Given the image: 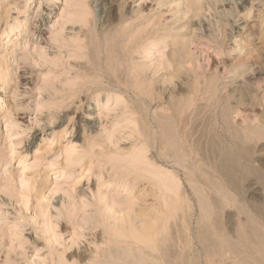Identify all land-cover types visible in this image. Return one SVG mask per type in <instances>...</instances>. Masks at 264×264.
Instances as JSON below:
<instances>
[{"label":"rangeland","instance_id":"1","mask_svg":"<svg viewBox=\"0 0 264 264\" xmlns=\"http://www.w3.org/2000/svg\"><path fill=\"white\" fill-rule=\"evenodd\" d=\"M191 1L196 3L195 6H192L190 0H115L110 13L106 0H0V91H4L0 103V264H48L54 254L53 246L60 251L64 250L65 246L70 245L71 234L75 233L74 226L68 221L69 211H74L82 202L98 200V191L104 181L112 183L108 188H104L110 192V197L117 195L115 197L127 201L129 194L123 188H117L116 184L122 181L125 169H128L127 173L132 169L131 166L130 169L128 167L131 162L128 158L134 159V153L139 149L144 151L142 154H146L144 155L147 162H152L157 170L161 169L160 174L168 172L167 174L175 176L173 182L176 190L172 189L175 193L171 191L175 195L170 193L169 196L173 195L171 198L176 200L178 209L170 221L172 223L168 224L166 233L171 231L168 229L174 225L171 233L176 232L174 237H177L174 238L173 244L183 248L189 241L190 256L196 257L197 252L198 264L210 263L204 260L197 238L202 212L199 202L201 196L207 200H225L223 223L230 233H234L235 228L246 219L241 209L257 216L254 204L251 203L257 199L264 200V0H249L244 6L239 5L242 4L241 0ZM253 2L261 7L260 14H256L253 9L256 6ZM54 6H57L55 12ZM25 13L29 19L24 21ZM253 19L256 20L252 21ZM15 21H22V27L13 31L10 38H7ZM129 26L128 39L132 38L129 40H136L135 42L122 37ZM27 29L32 31L26 34L28 41L25 43L22 36ZM41 29L46 31L43 38L39 35ZM142 32L145 35L141 34ZM110 34L116 35L113 36V42L108 39ZM118 35L122 38L120 46L126 51H123L124 57L114 51L117 48L115 42ZM93 37L98 42L94 41ZM105 39L108 43H105ZM17 40H22L23 51L20 49L18 55L14 56L9 49L13 43L18 42ZM43 41L45 43H42ZM95 42H100L102 49H99ZM127 42L130 44V47H126L128 50L123 48L128 45ZM77 44H81L82 48ZM110 45L111 47H108ZM107 47L110 51H107ZM83 48L84 51H81ZM97 50L101 64L104 63L103 68L111 59L110 64L106 66L109 72L107 71V77L102 76L99 79L95 76V79L94 76H88V80V77L83 76L86 73H83L93 65L89 60L93 57L96 59ZM88 51L91 54H88ZM105 51L111 55L115 52L117 59L107 55ZM23 52L27 55L24 56ZM103 55L105 58L108 56L106 62ZM109 57L111 58L108 59ZM121 57L125 58V62ZM19 58L24 60L20 61ZM94 58L91 60L94 61ZM98 60L97 56L96 61ZM112 62L115 64L111 68ZM119 66H122V71L117 73L121 68ZM124 68L130 70L125 73L127 76L124 74ZM135 69L142 70L137 72ZM108 73L111 75L108 76ZM129 73L135 74V78ZM138 73H141L139 77ZM116 76L119 78L117 81ZM123 78L127 79L121 82ZM86 79L92 81L87 85L90 87L86 86L81 95L74 94L78 85L81 89L85 86L83 84ZM94 80L99 84L96 85ZM108 80H112L111 83ZM104 81L107 87L102 85ZM118 81L121 84L117 83ZM79 86L77 93L81 90ZM73 87L75 91L72 90ZM227 109L231 113L228 114ZM198 111H202V115H199ZM168 115L172 116V123L176 120V125L182 126L179 130L173 128L177 134H183V149H188V155L181 150L186 159L182 166L173 163L175 159L171 160L168 156L169 151L165 144L160 145V142L159 145H154L157 146L155 148L146 144L145 135H142L146 132L144 130H148L146 134L151 131L160 133L159 129L163 132L164 124L161 126L156 121L158 119L159 122L162 120L160 117H163L164 122ZM221 117H224V120ZM175 123L173 126L177 127ZM156 124L159 126L158 130ZM232 125L235 129L231 128ZM245 125H248V128ZM78 130L81 132L79 138ZM141 136L143 140L140 139ZM215 139L220 141L221 148L222 145H228L233 150L236 162L238 158H242L241 161L238 160V164L241 162L244 168L246 163L250 165L249 169L246 165V168L238 173L242 174L238 176L240 181L237 185L227 184L226 180L221 176L218 178L213 170V163H216L214 159H217L219 154L216 152L220 149ZM95 141L100 144L95 145ZM247 150L250 152L248 155ZM131 152H134L133 156ZM115 156L128 160L129 163L125 161V165L123 162L120 164L124 166V170L121 171L120 166L116 165L115 160L120 157L114 160ZM245 159L247 162H242ZM142 168L144 171L149 170L147 166V169L145 166ZM206 170L210 175L212 173L211 177L221 179L218 182L222 188H211L208 185L210 178L207 177L209 174ZM126 171L124 174H127ZM140 172L133 174L142 178L148 176L147 173H141L144 175L142 176ZM161 178L159 177V180L163 181ZM163 179L165 183V178ZM143 180V190L145 188L144 192H149L152 186L149 188L147 179V183ZM159 180L160 187L163 183H159ZM162 188H156L159 190L157 191L161 204L159 200L158 203L166 212L168 198L161 196ZM165 191L164 188V195ZM148 202L145 203L150 205L151 202ZM39 205L43 207L41 213L36 210ZM161 208L160 214L163 215ZM88 211L95 212L92 207L88 208ZM63 226L68 228L64 230ZM103 232L102 227L95 230L93 227H86L85 235L77 240L74 250L85 252L88 260L86 259L84 264L94 255H91L92 249L95 250L98 244L102 245ZM55 234L58 236V243ZM143 238L147 240V236ZM177 238L180 240H176ZM181 239L186 241L179 242Z\"/></svg>","mask_w":264,"mask_h":264},{"label":"bare ground","instance_id":"2","mask_svg":"<svg viewBox=\"0 0 264 264\" xmlns=\"http://www.w3.org/2000/svg\"><path fill=\"white\" fill-rule=\"evenodd\" d=\"M106 1H108V3H109V10H110V13L112 12V10H113V2L115 1V0H106ZM120 1V0H119ZM124 1V0H123ZM129 1V0H128ZM197 1V0H196ZM242 1V4H239V5H243V4H245V3H247L249 0H241ZM253 1V0H252ZM18 2V1H17ZM16 2V3H17ZM42 2V1H41ZM190 2H192V6H195V2L193 3V1H191L190 0ZM255 2V1H254ZM253 2V3H254ZM257 2V1H256ZM263 2V1H262ZM15 3V4H16ZM19 3H21V2H19ZM200 3V2H199ZM198 3V4H199ZM251 3V2H250ZM42 4V3H41ZM127 4V3H126ZM129 4V3H128ZM191 4V3H190ZM197 4V5H198ZM255 4V3H254ZM264 4V3H263ZM116 5V4H115ZM120 5H122V4H120ZM256 5V4H255ZM16 6H17V4H16ZM190 6V5H189ZM244 6V5H243ZM263 6V5H262ZM191 7V6H190ZM198 7V6H197ZM54 8H55V10H54V12L57 10V6H54ZM192 8V7H191ZM195 8V7H194ZM261 8V7H260ZM259 8V5L257 4L255 7H253V9L255 10V12H256V14H257V12H259V14H260V11H261V9ZM122 9V8H121ZM193 9V8H192ZM243 9V8H242ZM263 9V8H262ZM108 10V9H107ZM143 10V9H142ZM189 10V9H188ZM194 10V9H193ZM260 10V11H259ZM119 11V10H118ZM123 11V10H122ZM190 11H192V10H190ZM195 11V10H194ZM197 11V10H196ZM120 12V11H119ZM127 12V11H126ZM20 13H22V12H20ZM24 13V12H23ZM51 14V13H50ZM114 14V13H113ZM128 14H130V13H128ZM143 14V13H142ZM20 15V14H19ZM28 14L27 13H25L23 16V19H24V21L26 20V19H29L28 18V16H27ZM115 15V14H114ZM113 15V16H114ZM112 16V17H113ZM126 16V15H125ZM257 16V15H256ZM111 17V16H110ZM128 17V16H127ZM143 17V16H142ZM255 17V16H254ZM261 17H263L262 15H261ZM122 18V17H121ZM139 18H140V16H139ZM256 19H257V17H255ZM109 19V18H108ZM112 19H114V18H112ZM125 19H127L126 17H125ZM164 19V18H163ZM255 19V20H256ZM254 19L252 20V21H255ZM260 20V19H259ZM264 20V19H263ZM29 21V20H28ZM122 21H124V19L122 20ZM134 21V20H133ZM16 23H15V25H13L12 26V28H11V32L10 33H8L7 34V38H10V34L13 32V31H15V30H19V29H21V27H22V21H15ZM136 22V21H135ZM163 22H164V20H163ZM240 22V21H239ZM238 23V22H237ZM26 24H27V22H26ZM46 25H47V23H46ZM132 25V24H131ZM44 26H45V24H44ZM108 26H109V24H108ZM112 27V26H111ZM29 28V27H28ZM107 28V27H106ZM126 28V27H125ZM129 28H130V26L128 27V30H125L124 32V34L125 35H122V37L123 38H127L128 39V31H129ZM162 28V27H161ZM134 29H135V27H134ZM147 29V28H146ZM146 29H144V30H146ZM159 29V28H158ZM28 30V31H27ZM27 30H25L24 31V35L22 36V40L26 43L27 41H28V38L26 37V34L27 33H30L31 31H32V29L30 30V32H29V29H27ZM109 30V29H108ZM241 30V29H240ZM143 31V30H142ZM149 31V30H148ZM159 31H161V30H159ZM45 29L44 30H40V36H41V38H43V36L45 35ZM91 32V31H90ZM121 32V31H120ZM119 32V33H120ZM87 33V32H86ZM115 33V32H114ZM114 33H112V34H114ZM155 33H157V32H155ZM154 33V34H155ZM112 34H110L111 36H110V38L108 37V39H109V41L110 42H113V40L115 39L113 36H115L116 37V35H112ZM118 34V33H117ZM132 34V33H131ZM134 34V33H133ZM141 34H144L143 32L141 33ZM160 34V33H159ZM121 35V34H120ZM145 35V34H144ZM157 35V34H156ZM119 36V35H118ZM132 37L134 36V35H131ZM149 36V35H148ZM147 36V38H149ZM86 37V36H85ZM120 37V36H119ZM118 37V38H119ZM88 38V37H87ZM117 38V42H115V44L117 45V46H115V47H117V48H115L114 49V51L118 54V55H121V56H123V54H124V52H126V51H124V49L122 50V47L120 46V45H122L121 44V40H122V38L120 37L119 39ZM18 39V38H17ZM94 41H96V39H94V37L92 38ZM91 38H89V40H92ZM129 39H132V38H129ZM128 39V40H129ZM134 39H137V38H134ZM156 39V38H155ZM22 40H20V41H18L17 43H11L12 45L10 46V49L9 50H11V53H14V56H16V55H18V52H19V50L21 49L22 50V48H21V46H23L22 44H21V41ZM31 40V39H30ZM42 40V39H41ZM46 40V39H45ZM83 40V39H82ZM98 40H100L99 38H98ZM107 39H105L104 41H106ZM84 41V40H83ZM102 41V40H101ZM129 41H136V40H129ZM128 41V42H129ZM149 41V40H148ZM80 42V41H79ZM86 42V41H85ZM84 42V43H85ZM88 42V41H87ZM86 42V43H87ZM92 42V41H91ZM96 42H98V41H96ZM95 42V44H97L98 45V48L100 47L99 46V43H96ZM127 42V43H128ZM42 43H45L44 41L42 42ZM86 43H85V45H86ZM89 43V42H88ZM105 43H108V41H106ZM130 44H131V42H129ZM128 43V45H126V46H124L123 48H125V49H127L126 47L127 46H129L130 44ZM40 44V43H39ZM46 44H48V42H47V40H46ZM83 44V43H82ZM94 44V45H95ZM103 44H104V42H103ZM102 44V45H103ZM110 44V43H109ZM108 44V45H109ZM115 44H113V47H114V45ZM137 45H138V43H136ZM155 44V43H154ZM153 44V45H154ZM78 45V44H77ZM89 46H90V44H88ZM100 45H101V43H100ZM107 45V44H106ZM132 45V44H131ZM134 45V44H133ZM156 45V44H155ZM200 45V44H199ZM80 46V48H82V46H81V44L80 45H78V47ZM88 46V48H90ZM83 47H84V45H83ZM95 47H96V45H95ZM95 47H94V49H95ZM104 47V46H103ZM108 47H111V45L110 46H108ZM107 47V48H108ZM130 47V46H129ZM135 47V46H134ZM138 47V46H137ZM136 47V48H137ZM86 48V49H85ZM85 48H83L81 51H84V49L85 50H87V47H85ZM92 48V47H91ZM97 48V49H98ZM101 48V47H100ZM99 48V49H100ZM133 48V47H132ZM156 48H157V46H156ZM79 49V48H78ZM102 49V48H101ZM110 48H108L107 49V51H110L109 50ZM131 49V48H130ZM129 49V52L131 51V50H133V49H131L130 50ZM153 49V48H152ZM12 50L14 51V52H12ZM77 50V49H76ZM91 51H93V49H90ZM89 50V51H90ZM104 50V49H103ZM111 50H112V48H111ZM128 50V49H127ZM23 51V50H22ZM81 51H79V52H81ZM88 51V52H89ZM90 51V52H91ZM98 51V53L97 52H95V54L97 55V54H100L99 53V50H97ZM102 51V50H101ZM100 51V52H101ZM124 51V52H123ZM77 52V51H76ZM88 53V54H91V53ZM104 52V51H103ZM113 52V51H112ZM112 52H110V53H112ZM114 52V55H111V54H109V52L108 53H106V51H105V53L108 55L109 54V56L111 55V56H113V57H115V59H117L116 58V56L115 55H117L116 53ZM123 52V53H122ZM137 52V51H136ZM24 53V56H26L25 55V52H23ZM22 53V54H23ZM94 52H92V54H93ZM104 53V54H105ZM95 54H93V55H95ZM102 54V53H101ZM126 54V53H125ZM129 54V53H128ZM106 55V58L104 57V55H103V57L105 58V62H106V59H107V56ZM130 56H131V54H129ZM22 56V55H21ZM24 56H22L24 59H26ZM78 56V55H77ZM81 56V55H80ZM85 56V55H84ZM90 56V55H89ZM98 56V61H100V55H97ZM97 56H96V59L94 58V61L93 60H91V59H93V58H91L89 61H92V62H90V63H92L93 65H91V67L90 68H88V69H85V71L84 70H82L81 68H80V70H82V71H84V73L83 74H85L86 73V75H83V76H85L84 78H87L88 76L90 77V76H98V78L99 79H101L100 77H102V76H104V77H107V71H108V69L106 68V66H108V64H110V58L111 57H109L108 59H110L109 61H108V64L104 67V68H106L105 70H106V72H105V70H104V68H103V65L102 64H104V63H102L101 64V61H100V63L98 62V61H96L97 60ZM134 56V55H133ZM22 57H20V58H22ZM92 57V56H91ZM117 57H119V56H117ZM124 57V56H123ZM123 57H121L122 59H123ZM127 57V56H126ZM129 57V56H128ZM19 58V60L20 61H22V60H24V59H20ZM73 58H75V57H73ZM80 58V57H79ZM86 58V57H85ZM87 58H88V56H87ZM102 58V57H101ZM120 58V59H121ZM81 59V58H80ZM84 59V58H83ZM112 59H114V58H112ZM128 59V58H127ZM86 60H88V59H86ZM119 60V59H118ZM118 60H115V61H118ZM132 60V59H131ZM123 61L125 62V58L123 59ZM122 61V62H123ZM79 62V61H78ZM96 62H98V63H96ZM121 62V63H122ZM135 62V61H134ZM27 63H29V62H27ZM68 63H70V62H68ZM76 63V62H75ZM74 63V64H75ZM121 63H120V65H121ZM162 63V62H161ZM160 63V64H161ZM18 64V63H17ZM20 64V63H19ZM24 64V63H23ZM22 64V65H23ZM88 64V63H87ZM86 64V65H87ZM106 64V63H105ZM115 64V62H112V65H110L111 66V68H112V66ZM123 64V63H122ZM126 64V63H125ZM138 64V63H137ZM28 66H29V64H27ZM26 65V66H27ZM71 65V64H70ZM78 65V64H77ZM81 65V64H80ZM90 65V64H89ZM118 65V64H117ZM135 65V64H134ZM162 65V64H161ZM160 65V66H161ZM164 65V64H163ZM25 66V65H24ZM88 66V65H87ZM125 66V65H124ZM145 66V65H144ZM18 67V66H17ZM16 67V68H17ZM22 67V66H21ZM43 67V66H42ZM71 67V66H70ZM85 66L83 65V68H84ZM115 67V66H114ZM113 67V68H114ZM119 67H121L120 69H119ZM118 68H116L118 71H117V73L120 71H122V66H119ZM126 67V66H125ZM131 67V66H130ZM139 67H141V66H139ZM19 68V67H18ZM128 68V67H127ZM132 68H134V67H132ZM22 69V68H21ZM115 69V68H114ZM114 69H112V70H114ZM165 69V68H164ZM20 70V69H19ZM18 70V71H19ZM110 70V69H109ZM128 70V69H127ZM127 70L124 68V74L127 72ZM136 70V69H135ZM134 70V71H135ZM140 70H142V69H140ZM140 70L139 71H137V72H140ZM166 70V69H165ZM17 71V70H16ZM81 71V72H82ZM128 71H130V70H128ZM135 71V73L137 74V72ZM80 72V73H81ZM109 72V71H108ZM111 72V71H110ZM115 72V71H114ZM114 72H113V75H114ZM132 72H133V70H132ZM131 72V73H132ZM165 72V71H164ZM75 73H76V71H75ZM131 73H129V74H131ZM17 74V73H16ZM16 74H14V75H16ZM109 74V73H108ZM122 73H120V75H121ZM123 74V75H124ZM139 74H141V73H138V77H139ZM154 74V73H153ZM78 75H82V74H78ZM111 74H109L108 76H110ZM118 76H119V74H117ZM126 75V74H125ZM132 75V74H131ZM135 75V74H134ZM134 75H132L133 76V78H135L134 77ZM149 75V74H148ZM147 75V76H148ZM115 76V75H114ZM127 76V75H126ZM15 77V76H14ZM17 77H18V75H17ZM89 77H88V80H89ZM113 77V76H112ZM119 77H121V76H119ZM123 77V76H122ZM145 77V76H144ZM80 78H82V77H80ZM97 78V79H98ZM18 79V78H17ZM16 79V80H17ZM90 79H92V78H90ZM95 79H96V77H95ZM105 79V78H104ZM122 79V78H121ZM127 79V78H126ZM125 79V80H126ZM139 79H141V78H139ZM144 79V78H143ZM146 79H147V77H146ZM145 79V80H146ZM83 79H81V81H82ZM87 80V79H86ZM87 80V81H88ZM115 80V79H114ZM113 80V81H114ZM117 80H119V78H117V76H116V80L115 81H117ZM124 80V78H123V81L122 80H120L121 82H124L125 81ZM145 80H142V81H145ZM19 81V80H18ZM86 81V83H82L83 85H85L82 89H81V86H79L80 88H79V90H80V93L78 92H76L77 91V88H78V86H77V88L74 90V87H73V89L72 90H74L75 92H73L74 94L76 93V94H80L81 95V93L82 92H84L85 91V89H86V86L88 85V84H90V83H92V81H88L87 82ZM112 81V80H111ZM111 81H109L108 80V82H110L111 83ZM130 81H131V79H130ZM135 81V80H134ZM80 82V81H79ZM94 82L95 83H97L95 80H94ZM151 81H149V83H150ZM155 82V81H154ZM17 83V82H16ZM77 83V82H76ZM80 83V84H81ZM94 83V84H95ZM113 83V82H112ZM117 83H119V81L117 82ZM117 83H114V84H117ZM126 83V82H125ZM135 83V82H134ZM133 83V84H134ZM18 84V83H17ZM79 84V83H78ZM99 83H97L96 85H98ZM103 84H105V81H104V83L102 82V85ZM119 84H121V83H119ZM129 84H131L132 85V83H129ZM82 85V86H83ZM93 85V84H92ZM111 85V84H110ZM123 85H126V84H123ZM141 85H143V83L142 84H140V86ZM100 86V85H99ZM105 86L107 87V85L105 84ZM113 86V85H112ZM117 86V85H116ZM122 86V85H121ZM120 86V87H121ZM148 86V85H147ZM151 86V85H150ZM87 87H90V85L89 86H87ZM105 87V88H106ZM111 87V86H110ZM119 87V88H120ZM124 87H126V86H124ZM142 87V86H141ZM145 87V86H144ZM196 87V86H195ZM4 88V87H3ZM91 88H93V86L91 87ZM94 88H96L95 86H94ZM112 88V87H111ZM114 88V87H113ZM139 88V87H138ZM155 88V87H154ZM88 89V88H87ZM90 89V88H89ZM110 89V88H109ZM120 89H122V88H120ZM119 89V90H120ZM140 89V88H139ZM145 89V88H144ZM148 89V88H147ZM71 90V89H70ZM102 90V89H101ZM118 90V89H117ZM127 90V89H126ZM246 90V89H245ZM67 91V90H66ZM90 91V90H89ZM115 91V90H114ZM135 91V90H134ZM248 91V90H247ZM68 92V94H69V91H67ZM91 92H93V91H91ZM90 92V93H91ZM241 92V91H240ZM89 93V92H88ZM138 93V92H137ZM245 93H246V91H245ZM71 94V93H70ZM139 94H140V92H139ZM90 95V94H89ZM240 95V94H239ZM3 96H4V91H0V103L2 102V100H3ZM71 96V95H70ZM76 96H78V95H76ZM75 96V97H76ZM87 96H88V94H87ZM140 96H142V95H140ZM74 97V98H75ZM84 97H86V95L84 96ZM83 97V98H84ZM139 97V96H138ZM65 98V97H64ZM78 98V97H77ZM80 98V97H79ZM82 98V99H83ZM87 98V97H86ZM144 98V97H143ZM71 99H73V96H72V98ZM88 99H90L89 97H88ZM84 100V99H83ZM87 100V99H86ZM86 100H85V102H86ZM134 100H135V98H134ZM138 100V99H137ZM64 102V101H63ZM217 102V101H216ZM215 102V103H216ZM225 102V101H224ZM80 103V102H79ZM88 103V102H87ZM218 103V102H217ZM239 103V102H238ZM64 104V103H63ZM83 104H84V101H83ZM82 104V105H83ZM139 104V103H138ZM141 104V103H140ZM227 104V103H226ZM216 105V104H215ZM214 105V106H215ZM219 105V104H218ZM241 105V104H240ZM132 106V105H131ZM130 106V107H131ZM141 106V105H140ZM199 106V105H198ZM202 106V105H201ZM201 106H199V107H201ZM227 106V105H226ZM129 107V108H130ZM203 107V106H202ZM215 107H217V105L215 106ZM229 107V106H228ZM227 107V108H228ZM232 107V106H231ZM235 107V106H234ZM237 107V106H236ZM132 108V107H131ZM141 108V107H140ZM222 108V107H221ZM224 108V107H223ZM135 109V108H134ZM142 109V108H141ZM146 109V108H145ZM200 109V108H199ZM210 109H212V108H210ZM215 109V108H214ZM234 109V108H233ZM232 108H231V110H233ZM136 110H137V108H136ZM144 110V109H143ZM170 110V109H169ZM201 110V109H200ZM131 111H133V110H131ZM145 111V110H144ZM168 111V110H167ZM183 111V110H182ZM204 111H205V109H204ZM211 111V110H210ZM226 111V110H225ZM227 113L229 114V113H231V112H229V110L227 109ZM241 111V110H240ZM135 112V111H134ZM169 112V111H168ZM202 111H200V113H201ZM217 112V111H216ZM222 112V111H221ZM236 112V111H235ZM94 113H95V111H94ZM141 113V112H140ZM146 113V112H145ZM182 113V112H181ZM192 113V112H191ZM190 113V114H191ZM199 113V111H198V114L199 115H202V114H200ZM213 113V112H212ZM224 113V112H223ZM233 113V112H232ZM238 113V112H237ZM240 113V112H239ZM77 114V113H76ZM92 114V113H91ZM138 114V113H137ZM143 114V113H142ZM164 114H168V113H164ZM198 114H197V116H198ZM222 114V113H221ZM241 114V113H240ZM214 115V114H213ZM222 115H224V114H222ZM239 115V114H238ZM138 116V115H137ZM157 116H159V115H157ZM170 115H168V117L167 116H165V117H167V118H165V121L163 122L162 120H164L163 119V117H160V118H162V120L160 119L159 120V122H158V119H157V121H156V123H159L161 126L164 124V130H163V132L159 129V132L160 133H158V131H151V133L149 132V133H147L146 134V132L148 131V130H144V131H146L145 132V134H142L143 133V130H142V133H140V134H142V135H145V140H144V142H146L147 141V143L146 144H149V145H151V146H154V145H156V144H160V142H161V144L160 145H163V144H165V146L168 148V156L171 158V160H174L175 159V161H173V163L175 162L176 164H178V165H180V166H182L181 164L184 162V161H186V159H185V155H183L182 154V152L184 151V149H185V147H184V149H183V146L185 145L184 144V142L182 141V135H180L179 133L177 134V132H175L174 131V129L175 128H178V130H179V128L180 127H182V126H180V127H178L176 124L177 123H175V121H173L174 123H175V126H177V127H174L173 126V124L174 123H172V121H171V117H169ZM180 116H182V114L180 115ZM190 116V115H189ZM235 116H236V114H235ZM173 117H175V116H173ZM225 117V116H224ZM224 117L222 118L223 120H224ZM237 117V116H236ZM248 117V116H247ZM251 117H253V116H251ZM261 117V116H260ZM144 118H145V116H144ZM181 118V117H180ZM192 118V117H191ZM214 118V117H213ZM231 118V117H230ZM137 119H139L138 117H137ZM197 119V118H196ZM247 119V118H246ZM191 120V119H190ZM210 120V119H209ZM248 120V119H247ZM81 121H83V118H81ZM85 121H86V119H85ZM145 121V120H144ZM177 121H179L178 119H177ZM181 121V120H180ZM188 121H189V119H188ZM243 121H245V119L243 120ZM249 121H250V119H249ZM88 122V121H87ZM138 122H140V121H138ZM146 122V121H145ZM186 123H187V121H185ZM211 122H213V121H210V123ZM224 122V121H223ZM247 122V121H246ZM64 123V122H63ZM141 123V122H140ZM139 123V124H140ZM142 123H143V121H142ZM184 124V123H183ZM228 124H229V122H228ZM227 124V125H228ZM249 124V123H248ZM157 125V124H156ZM224 125V124H223ZM227 125H225V127L227 126ZM85 126V125H84ZM94 126V125H93ZM142 126V125H141ZM187 126H188V124H187ZM216 126V125H215ZM246 126V128H248V125H245ZM244 126V127H245ZM81 127V126H80ZM143 127V126H142ZM141 127V128H142ZM158 125H157V130H158ZM209 127V126H208ZM82 128H83V126H82ZM85 128V127H84ZM91 128H92V126H91ZM94 128V127H93ZM138 128H139V126H138ZM156 128V127H155ZM174 128V129H173ZM183 128H184V126H183ZM183 128H182V130H183ZM189 128V127H188ZM216 128V127H215ZM231 128H234L233 127V125H232V127ZM241 128H242V126H241ZM250 128V127H249ZM143 129V128H142ZM162 129V128H161ZM185 129V128H184ZM213 129V128H212ZM226 129V128H225ZM224 129V130H225ZM235 129V128H234ZM251 129V128H250ZM254 129V128H253ZM252 129V130H253ZM90 130V129H89ZM141 130V129H140ZM151 130V129H150ZM177 130V131H178ZM221 130V129H220ZM229 130H231V129H229ZM242 130V129H241ZM249 130V129H248ZM243 131V130H242ZM245 131V130H244ZM255 131V130H254ZM141 132V131H140ZM202 132V131H201ZM206 132V131H205ZM227 132V131H226ZM241 132V131H240ZM256 132V131H255ZM254 132V133H255ZM6 133H7V131H6ZM137 133V132H136ZM230 133V132H229ZM234 133V132H233ZM239 133V132H238ZM237 133V134H238ZM139 134V133H138ZM138 134H136V136L138 135ZM185 134V133H184ZM189 134V133H188ZM215 134V133H214ZM231 134V133H230ZM236 134V135H237ZM242 134V133H241ZM240 134V135H241ZM260 134V133H259ZM5 135V134H4ZM7 136H8V134H6ZM5 135V136H6ZM228 135V134H227ZM243 136H244V134H242ZM241 135V136H242ZM247 135V134H246ZM1 136L2 135H0V140H1ZM6 136V137H7ZM135 136V135H134ZM216 136V135H215ZM229 136V135H228ZM250 136V135H249ZM77 137L79 138V137H81V132L78 130V134H77ZM138 137H140V136H138ZM188 137V136H187ZM253 137H255V136H253ZM135 138H137V137H135ZM225 138V137H224ZM242 138V137H241ZM246 138V137H245ZM251 138V137H250ZM249 138V139H250ZM4 139V138H3ZM139 139V138H138ZM140 139H142V136H141V138ZM186 139V138H185ZM200 139V138H199ZM213 139V138H212ZM235 139V138H234ZM143 140V139H142ZM193 140V139H192ZM191 140V141H192ZM214 140V139H213ZM243 140H244V137H243ZM248 140V139H247ZM256 140H257V138H256ZM136 142H137V139L135 140ZM140 141V140H139ZM186 141H188V140H186ZM215 141H216V139H215ZM217 142V144L219 145L220 144V141L218 142V141H216ZM227 142V141H226ZM233 142H234V140H233ZM239 142V141H238ZM243 142V141H242ZM248 142V141H247ZM246 142V143H247ZM252 142H255V141H253L252 140ZM95 143V145H99L100 144V142L99 141H95L94 142ZM99 143V144H98ZM190 143V142H189ZM196 143V142H195ZM198 143V142H197ZM207 143V142H206ZM250 143V142H249ZM256 143V142H255ZM255 143H254V145H255ZM145 144V145H146ZM210 144H212V143H210ZM209 144V145H210ZM224 144V143H223ZM243 144V143H242ZM245 144V143H244ZM248 144V143H247ZM257 144V143H256ZM191 145V144H190ZM212 145H214V144H212ZM222 145V144H221ZM231 145V144H230ZM240 145V144H239ZM164 146V147H165ZM217 146V145H216ZM240 146H242V145H240ZM239 146V148H241ZM244 146V145H243ZM250 146V145H249ZM149 147V146H148ZM155 147V146H154ZM153 147V148H154ZM157 147V146H156ZM155 147V148H156ZM206 147V146H205ZM208 147H211V146H208ZM218 147V146H217ZM216 147V148H217ZM219 147H220V149L218 150V152H216V153H219L218 154V157H217V159H214V157H212L214 160H216V163H213L214 164V172L215 173H217V177L218 178H220L219 176H221V177H223L226 181L225 182H227V184L229 183V184H236L237 182H239L240 180H239V178H238V176L239 175H241V174H239L238 175V173H240V172H242V171H240L241 169H245L246 168V165H247V168L249 169V167L248 166H250V165H248V163H246L245 164V168L243 167L244 166V164H242L241 162H239V164L237 163L238 162V160L240 159V158H238L237 159V162H236V157L234 156V152H233V150L231 149V148H229L228 147V145H227V147H226V145L225 146H223L222 145V147L223 148H221V146L219 145ZM152 148V149H153ZM162 148V147H161ZM197 148V147H196ZM207 148V147H206ZM215 148V147H214ZM246 148V147H245ZM250 148V147H249ZM254 148V147H253ZM166 149V148H165ZM211 149V148H210ZM234 149V148H233ZM246 149H248V148H246ZM263 149V148H262ZM140 150V149H139ZM139 150H137V151H135V156H134V159L131 157V159H133V161L131 160V159H129L128 158V160L129 161H131L130 162V165L128 164V167L129 166H131L132 167V169L127 173V171L126 170H128V169H125V171H126V173L127 174H124L125 173V171H123L124 173H122V177H121V179H122V181L121 182H118L117 184H116V187L117 188H123V190L126 192V193H128L129 195V199L126 201L125 199H120V197H115V196H117V195H115V196H112V197H110V192H108L107 190H104V188H108L112 183H111V181H104V183H103V186L100 188V190L98 191L99 193V197L97 198L98 200H94V201H92V202H82V203H80L79 204V207H77L74 211H72V209H71V211H69V214H68V218H69V223H71L73 226H74V231H75V233H74V231H73V233L74 234H71L72 235V239H71V242H70V245H68V246H65V248H64V250H62V251H60L55 245L53 246L54 247V254H53V256L51 257V261L50 262H48V264H84V262H85V260L87 259L86 258V254H85V252H78V251H76V250H74V247H75V245H76V243H77V240L80 238V237H83L84 235H85V230H86V227H93L94 228V230L95 229H98V228H103L104 229V239H103V242H102V245H99L98 244V246L96 247V249L95 250H93L92 249V252H91V250L89 251V254H90V252H91V255L94 253V255H92L91 256V258H90V260H89V262L87 261L85 264H198V255H197V252L195 253V255H196V257H191L190 256V246H189V241L186 243V242H184V243H186L184 246H183V248L181 247V248H179V245H177V246H175L174 244H173V241H174V238L175 237H177L176 235H175V237H174V234H176V232L173 234V232L171 233V231H172V227L174 226V225H171V228H169L168 230H170L171 229V231H169V232H167L166 233V229L169 227V225L168 224H171L170 223V221H172V219H173V217L175 216L174 214H175V211L178 209V206L176 205L177 203H176V200L173 198H171L173 195H175V194H173L172 192L174 191V193H175V182H173V181H175L174 179H173V177H175L174 175L172 176L171 174H167L168 172H164L163 173V175H162V173L160 174V170L158 169H156L155 167L156 166H154L153 165V163L151 162L150 163V161L149 162H147V158H145V155L144 154H142L143 152H141V150L139 151ZM159 150H160V148H159ZM164 150V149H163ZM162 150V151H163ZM167 150V149H166ZM181 150H182V152H181ZM188 149H186V151H187ZM194 150V149H193ZM192 150V151H193ZM198 150V149H197ZM202 150V149H201ZM215 150V149H214ZM240 150V149H239ZM243 150V149H242ZM253 150V149H252ZM134 151V150H133ZM186 151H184L185 153H186ZM211 151H213V150H211ZM241 151V150H240ZM251 151V150H250ZM254 152H255V148H254V150H253ZM258 151V150H257ZM139 152V153H138ZM141 152V153H140ZM165 152H167V151H165ZM196 152V151H195ZM210 152V151H209ZM235 152H238V151H235ZM242 153H243V151H241ZM246 152V151H245ZM252 152V151H251ZM132 153V152H131ZM133 153L131 154V156H133ZM163 153V155H166V154H164V152H162ZM187 153H188V151H187ZM186 153V154H187ZM205 153V152H204ZM214 153V152H213ZM215 153V154H216ZM239 153V152H238ZM237 153V154H238ZM250 152H248V150H247V155L249 154ZM253 153V152H252ZM243 154H245V153H243ZM188 155V154H187ZM186 155V156H187ZM203 155V154H202ZM212 155V154H211ZM214 155V154H213ZM236 155V154H235ZM242 155V154H241ZM244 156V155H243ZM254 156V155H253ZM116 157H117V159H118V157H120V156H115V158L113 157V159L115 160L116 159ZM130 157V156H129ZM161 157V156H160ZM166 157V156H165ZM190 156H188V158H189ZM216 157V156H215ZM240 157V156H239ZM245 157V156H244ZM251 157V156H250ZM107 158V157H106ZM136 158V159H135ZM168 158V157H167ZM174 158V159H173ZM211 158V159H212ZM252 158V157H251ZM108 159V158H107ZM169 159V158H168ZM242 159V158H241ZM241 159H240V161H241ZM244 159V158H243ZM127 160V161H128ZM167 160V159H166ZM170 160V161H171ZM247 160H248V158H247ZM110 161V160H109ZM108 160H107V162L108 163H111V162H109ZM125 161H126V158H125V160H124V158L122 157V160H121V157L118 159V160H115V162L117 163H115L116 165H119L120 166V164H121V162H123L122 164H124L125 165ZM126 161V163H129V162H127ZM159 161V160H158ZM164 161V160H163ZM203 161V160H202ZM213 161V160H212ZM249 161V160H248ZM261 161H263V160H261ZM118 162H119V164H118ZM134 163V168H133V163ZM161 162V161H160ZM242 162H247L246 161V159L245 160H243ZM250 162V161H249ZM174 163V164H175ZM243 165H241V164ZM132 164V165H131ZM155 164V163H154ZM213 164H212V167H213ZM261 164H263V163H261ZM127 165V164H126ZM142 166H145V168H146V166H147V168H149V170H145L144 171V167L142 168ZM185 166H186V164H185ZM205 166V165H204ZM127 167V166H126ZM184 167V166H183ZM120 168V170L122 169V170H124L123 168H124V166H120L119 167ZM146 168V169H147ZM197 168V167H196ZM202 168V167H201ZM118 169V168H117ZM129 169H130V167H129ZM205 169V168H204ZM207 169V168H206ZM262 169V168H261ZM121 170V171H122ZM141 170H143L144 171V173L146 174H148V176L146 175L144 178H142L141 176V178L140 177H135V176H137V175H135L137 172H140ZM159 171V172H157V171ZM118 171H119V169H118ZM120 171V172H121ZM195 171V170H194ZM207 171V170H206ZM246 171H247V169H246ZM246 171H243V173L244 172H246ZM133 172L135 173V174H133ZM141 173H143L142 171L140 172V174ZM143 173V174H144ZM206 173V172H205ZM207 173H208V171H207ZM210 173H211V171H210ZM134 175V177H133V175ZM138 174V173H137ZM159 174H160V176H159ZM209 174V173H208ZM142 175V174H141ZM211 175H212V173H211ZM211 175L209 174V175H207V177L209 176V178H210V180H208L209 182H207V183H209L208 185H210L211 186V188H213V186H215V187H219L220 185V183L218 182V180H217V178H213V177H211ZM215 175V174H214ZM142 176H144V175H142ZM159 177L164 181V179L163 178H165V183L163 182V181H161V180H159ZM197 178V177H196ZM143 179H145V180H143ZM146 179H147V181L149 182V188L151 187V190L149 191V192H144V190H145V188H144V190H143V187H142V180H143V182H146L147 183V181H146ZM158 180H159V183H163L162 184V186H164V188L166 189V191H168V192H166L165 191V195H164V192H162L163 190H164V188H162V186L160 185V187L158 186ZM221 180V179H220ZM219 180V181H220ZM161 181V182H160ZM121 183V184H120ZM223 183V182H222ZM165 184V185H164ZM204 184H206L205 182H204ZM238 184V183H237ZM236 184V185H237ZM223 185V184H222ZM158 186V187H157ZM205 186H207V185H205ZM174 187V188H173ZM156 188H162L163 190H161V194L163 193V195H161V196H163V198H165L166 199V197L169 199H166V202H167V204L166 205H168V207H167V210H166V212H164L165 210H163L164 208H161V206L159 207V205L161 204V202H160V200H159V197H158V194H159V190L157 191L156 190ZM208 188V187H207ZM210 188V189H211ZM220 188H222L221 186L219 187V189ZM148 189H147V191H148ZM172 189H175V190H172ZM216 189V188H215ZM114 190H118V189H114ZM172 191V192H171ZM216 192V191H215ZM170 193H172L171 195L172 196H169L170 195ZM166 195H168V196H166ZM119 196V195H118ZM160 196V195H159ZM160 196V197H161ZM165 196V197H164ZM170 197V198H169ZM200 197V196H199ZM112 198V199H111ZM162 198V197H161ZM160 198V199H161ZM212 198H214V197H212ZM150 199V200H149ZM200 200H199V202H200V208H202V212H201V219H200V224H199V228H198V244H199V246L201 247V251H202V253L201 254H203V258H204V260H207V261H209L210 263H208V264H264V200H253L254 201V203L252 202L251 204H254V212L255 213H257V216H254L253 215V213H252V215H250L248 212H245L244 210L242 211V209H241V213L243 214V215H245L246 216V219H245V221L243 222V223H241V224H239L238 226H237V228H235V231H234V233H230V231H227V227H226V225L223 223V221H224V219H223V216L222 215H224L223 213V211H224V209H225V200H218V199H216V200H213V199H210V200H207V199H205V197L203 196H201L200 198H199ZM112 200V201H111ZM148 200H149V202H148ZM158 200H159V202H160V204L158 203ZM72 201V200H71ZM95 202V203H94ZM148 202V203H150V205H147L146 203ZM163 202H165V201H163ZM165 202V203H166ZM165 203L163 204V206H165ZM176 205V206H175ZM93 208L94 209V213L93 212H89L88 211V208ZM166 207H165V209H166ZM170 207V208H169ZM160 208L163 210L162 212H164V214L162 215V214H160ZM36 210L39 212V213H41V212H43V207L42 206H38L37 208H36ZM36 211V212H37ZM174 211V212H173ZM37 212V213H38ZM81 212V216L79 217V213ZM253 212V211H252ZM160 214V215H159ZM261 216V217H260ZM146 217V218H145ZM261 218H262V221H261ZM80 219V220H79ZM65 225V224H64ZM63 228H64V230L66 229V228H68V227H65V226H63ZM174 231V230H173ZM143 234H145V235H143ZM232 234V235H231ZM143 235V236H142ZM144 236H147V240L145 241V238H143ZM185 236V235H184ZM55 239H56V243H58L59 242V239H58V236L55 234ZM183 236H181V238H182ZM180 238V237H179ZM184 239H186V238H184ZM184 239H181V241H179V242H182V240L183 241H186V240H184ZM176 240H180V239H176ZM97 243H99V242H97ZM96 246V245H95ZM89 250V249H88ZM85 251V250H84ZM86 251H87V249H86ZM88 260V259H87Z\"/></svg>","mask_w":264,"mask_h":264}]
</instances>
